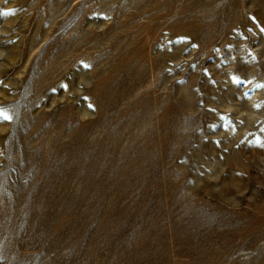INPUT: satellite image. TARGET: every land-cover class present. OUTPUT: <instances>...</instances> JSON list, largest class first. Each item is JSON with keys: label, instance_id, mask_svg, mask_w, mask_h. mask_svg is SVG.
Returning a JSON list of instances; mask_svg holds the SVG:
<instances>
[{"label": "rangeland", "instance_id": "obj_1", "mask_svg": "<svg viewBox=\"0 0 264 264\" xmlns=\"http://www.w3.org/2000/svg\"><path fill=\"white\" fill-rule=\"evenodd\" d=\"M0 264H264V0H0Z\"/></svg>", "mask_w": 264, "mask_h": 264}, {"label": "snow or ice", "instance_id": "obj_2", "mask_svg": "<svg viewBox=\"0 0 264 264\" xmlns=\"http://www.w3.org/2000/svg\"><path fill=\"white\" fill-rule=\"evenodd\" d=\"M4 15H10V13H4Z\"/></svg>", "mask_w": 264, "mask_h": 264}]
</instances>
